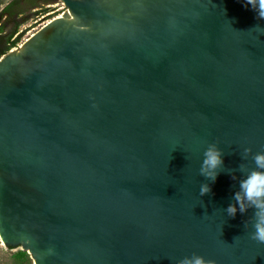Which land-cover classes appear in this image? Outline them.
Instances as JSON below:
<instances>
[{
	"label": "water",
	"instance_id": "obj_1",
	"mask_svg": "<svg viewBox=\"0 0 264 264\" xmlns=\"http://www.w3.org/2000/svg\"><path fill=\"white\" fill-rule=\"evenodd\" d=\"M58 1L0 57V243L32 264H264L254 209L222 211L264 151V19L240 0ZM209 144L224 166L201 197Z\"/></svg>",
	"mask_w": 264,
	"mask_h": 264
},
{
	"label": "clouds",
	"instance_id": "obj_2",
	"mask_svg": "<svg viewBox=\"0 0 264 264\" xmlns=\"http://www.w3.org/2000/svg\"><path fill=\"white\" fill-rule=\"evenodd\" d=\"M245 8H249L256 14V17L264 19V0H240ZM251 152L245 149V155ZM223 152L215 145L209 144L200 162L199 174L206 181L200 184L199 195L202 197L211 192V184H214L224 166ZM255 165L250 170L243 166L238 167L242 178L238 182V188L232 194V201L223 214L235 218L237 213L245 214L249 209H254L251 217L250 238L259 244H264V151L252 155ZM210 182V183H209ZM175 264H216L214 259L206 258L196 252L185 255L178 259Z\"/></svg>",
	"mask_w": 264,
	"mask_h": 264
},
{
	"label": "trees",
	"instance_id": "obj_3",
	"mask_svg": "<svg viewBox=\"0 0 264 264\" xmlns=\"http://www.w3.org/2000/svg\"><path fill=\"white\" fill-rule=\"evenodd\" d=\"M48 2H53V0H48ZM38 8V5L34 0H12L4 9L0 12V18L4 17L5 21L0 25V57L8 53L11 49L17 47L20 42L23 31L19 32L18 29L22 25L26 17L22 16L26 12ZM45 9L39 11H34V15H38L44 12ZM8 25L9 29L7 33L4 31V27ZM11 250L13 248L7 247ZM16 257L28 264H32L30 256L22 250H19Z\"/></svg>",
	"mask_w": 264,
	"mask_h": 264
},
{
	"label": "rangeland",
	"instance_id": "obj_4",
	"mask_svg": "<svg viewBox=\"0 0 264 264\" xmlns=\"http://www.w3.org/2000/svg\"><path fill=\"white\" fill-rule=\"evenodd\" d=\"M11 1L12 0H0V12ZM46 7L47 5H44V6L39 5L38 8L34 10H30L22 16V18L26 17V20L23 21L22 25L18 29L19 32L23 31L20 41L26 38L31 33H33L34 31H36L38 28H40L42 25H44L46 22H48L52 18L64 12L65 10L63 4L58 0H53V2L49 4L48 8ZM40 8L45 9V11L38 15H34L33 14L34 11H39ZM47 12H49L48 16H47ZM4 21H5L4 17L0 18V25H2ZM8 29H9V26L6 25L4 27V31L7 33ZM18 251L19 250L11 251L0 243V264H28L24 261L19 260L16 257V254Z\"/></svg>",
	"mask_w": 264,
	"mask_h": 264
},
{
	"label": "flooded vegetation",
	"instance_id": "obj_5",
	"mask_svg": "<svg viewBox=\"0 0 264 264\" xmlns=\"http://www.w3.org/2000/svg\"><path fill=\"white\" fill-rule=\"evenodd\" d=\"M34 2L36 3V5H40V6H44V5H47V7L46 8H48V6H49V4H50V2H48V0H34ZM42 8H40V10H41ZM32 10H34V9H32ZM47 14L49 15V12H47Z\"/></svg>",
	"mask_w": 264,
	"mask_h": 264
},
{
	"label": "built area",
	"instance_id": "obj_6",
	"mask_svg": "<svg viewBox=\"0 0 264 264\" xmlns=\"http://www.w3.org/2000/svg\"><path fill=\"white\" fill-rule=\"evenodd\" d=\"M47 16H48V14H47Z\"/></svg>",
	"mask_w": 264,
	"mask_h": 264
}]
</instances>
